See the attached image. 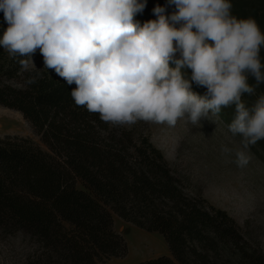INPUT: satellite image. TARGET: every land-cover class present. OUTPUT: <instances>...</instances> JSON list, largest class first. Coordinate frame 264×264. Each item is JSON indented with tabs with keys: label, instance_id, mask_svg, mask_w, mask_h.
Listing matches in <instances>:
<instances>
[{
	"label": "trees",
	"instance_id": "16d2710c",
	"mask_svg": "<svg viewBox=\"0 0 264 264\" xmlns=\"http://www.w3.org/2000/svg\"><path fill=\"white\" fill-rule=\"evenodd\" d=\"M230 2L232 15L254 19L264 33V0ZM157 5L166 6V15L175 11L167 0H146L138 21L156 19ZM6 28L0 12V37ZM260 58L264 64V47ZM20 59L0 48V105L20 112L42 145L0 140V236L29 238L35 248L25 264H105L126 257L115 216L168 244L171 256L138 264H264V251L226 210L186 183L142 124L103 122L75 104V84L44 66L24 68ZM183 71L190 78L191 70ZM192 91L203 96L206 88L193 83ZM261 95L264 83L242 100L251 107ZM234 116V105L219 113L227 127ZM251 147L264 154V140Z\"/></svg>",
	"mask_w": 264,
	"mask_h": 264
},
{
	"label": "clouds",
	"instance_id": "9594fccd",
	"mask_svg": "<svg viewBox=\"0 0 264 264\" xmlns=\"http://www.w3.org/2000/svg\"><path fill=\"white\" fill-rule=\"evenodd\" d=\"M172 5L171 15L155 6L157 18L141 24L135 17L146 0H0V48L24 68L39 50L44 68L76 85L75 104L114 126L185 118L195 125L234 105L228 130L242 137L240 147L220 151H234L246 167L250 147L264 140V95L251 107L242 100L264 83V33L254 19L232 15L230 0H167ZM193 83L206 93H194Z\"/></svg>",
	"mask_w": 264,
	"mask_h": 264
},
{
	"label": "rangeland",
	"instance_id": "374dc122",
	"mask_svg": "<svg viewBox=\"0 0 264 264\" xmlns=\"http://www.w3.org/2000/svg\"><path fill=\"white\" fill-rule=\"evenodd\" d=\"M136 20L137 17H135ZM29 68L44 66L39 50L31 57ZM171 67V66H170ZM142 124L172 168L212 205L226 210L240 225L246 239L264 251V154L250 147L251 160L238 167L234 151L241 136H233L224 122L215 116L191 124L180 119L175 126L144 121ZM7 137L30 139L42 145L41 138L24 116L0 105V140ZM222 145L233 154L221 153ZM115 230L128 245V255L105 264H138L162 256H171L165 239L157 233L138 229L115 216ZM35 248L24 235L0 236V264H25L27 252Z\"/></svg>",
	"mask_w": 264,
	"mask_h": 264
}]
</instances>
